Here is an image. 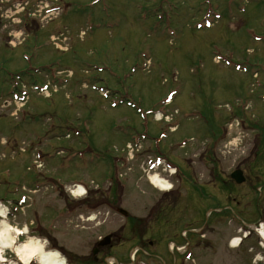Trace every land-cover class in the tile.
Wrapping results in <instances>:
<instances>
[{"label": "rangeland", "instance_id": "374dc122", "mask_svg": "<svg viewBox=\"0 0 264 264\" xmlns=\"http://www.w3.org/2000/svg\"><path fill=\"white\" fill-rule=\"evenodd\" d=\"M63 4L70 5L64 7V17H47L45 29L37 28L41 39L31 42L34 36L28 32L35 27L20 14L39 15L37 11ZM208 9L221 19L213 21L211 29L194 30L197 22L203 24ZM25 24H31L26 33ZM18 75L22 79L15 86L12 76ZM65 79L68 83L63 84ZM45 83L61 84L51 87L50 98L33 92L36 84ZM94 87L109 89L114 100H105ZM20 89L31 91L23 105L11 100ZM170 95L173 103L164 110L168 120L158 123L146 116ZM120 99L125 103L111 107ZM163 130L166 138L158 143L162 153L181 167L187 159L191 166L186 171L196 175L186 179L184 197L174 209L171 200L160 208V190L149 182L156 174L168 180L171 167L164 159L158 166L153 141L138 137L131 142L134 135L146 133L157 139ZM69 131L71 138L66 137ZM181 144L188 147L179 149ZM39 154L43 160L36 165ZM262 154L264 0H33L20 7L0 0V200L11 204L8 223L28 229L19 244L40 240L46 251H58L67 264H94L97 240L125 224L114 209L119 206L135 223L148 224L151 210L152 217L161 213L163 233H144L143 240L160 242L157 255L168 264L173 261L170 243L192 247L194 261L186 264H262L264 248L257 235L238 252L224 247L236 230L226 218L231 208L213 205L212 190L203 184L210 182L213 168L229 174L247 156L252 158L249 165L264 167ZM130 156L134 159L127 161ZM116 168L126 188L122 194L110 190L119 182L114 180ZM177 182L173 178L174 186ZM75 183L87 185L84 198L76 199L66 189ZM255 183L244 186L245 193L254 195ZM23 197L27 203L17 205ZM103 200L115 206L108 210ZM93 216L97 219L90 222ZM203 228L208 239L197 233ZM127 230L125 244L111 250L121 263L130 261L131 248L137 245ZM141 253L134 263H149ZM4 256L19 264L12 249H5Z\"/></svg>", "mask_w": 264, "mask_h": 264}, {"label": "flooded vegetation", "instance_id": "af4514ba", "mask_svg": "<svg viewBox=\"0 0 264 264\" xmlns=\"http://www.w3.org/2000/svg\"><path fill=\"white\" fill-rule=\"evenodd\" d=\"M255 159L258 157L257 155L254 156ZM260 160H262V155L261 157L259 156ZM251 156L245 158L243 161L242 165V172H243V177L246 180V184L244 183L241 186H237L236 193H233L232 191V184H231V176L230 174H226L225 171L220 170V169H215L213 168L210 171V182L208 185L211 186V189L215 191L214 195L212 196V202L216 203L217 202H223V203H218V205L224 204V207L227 209L228 204L234 206V211L231 212L232 218H234V223H241L244 224V226L247 225V221L252 220L255 218V222L253 224H259L264 221V167H261V165L257 166L255 170H252V167L246 166V164L251 160ZM262 162V161H261ZM262 164V163H261ZM181 180L186 177L187 179L190 178L189 173L186 171V169L182 168V170L179 172ZM195 176V171H192V175ZM253 180L256 181L255 183V188H254V195L256 197L255 199V206L251 203V201L254 200V195L253 194H248L247 192L245 193V189H243L244 186L247 184H253ZM218 182V187L216 183ZM188 184V183H187ZM181 182V184L177 188V197L176 198H170L171 196H174V193L167 194L161 199H159V205L160 208H162L161 203L164 200H171V202H174L173 209L178 205L177 200L179 197L183 195L182 191H184L185 194V186L187 185ZM217 187V188H216ZM216 191L219 192V195L216 196ZM217 197V200H214ZM251 197V200H249ZM169 198V199H168ZM176 203V204H175ZM228 212V210H225ZM151 216H149L148 220L146 222L148 224L144 223V228L139 226L141 229L138 231V235H140V231L143 230V232L147 235L148 233H151L152 235H161L163 231L159 229V225L164 221L163 216H161V213L159 212V215H155L152 217L154 214L153 211L151 210ZM132 217L129 215L127 217V220L125 221V224L121 225L118 227L111 235V239L109 241L108 246H97V251L99 255L104 256L106 253H108L111 249L113 248H118L121 247L125 244L126 238L123 236V232H125L126 229H128L126 232L133 231L135 233V218H132V223H130V219ZM129 222V223H128ZM155 223L154 226H151L150 229L147 228L146 226L149 225L150 223ZM139 223V222H136ZM250 228V233H249V238L246 239L245 243H250L253 238V228ZM140 238L142 239V236L140 235ZM144 246L145 249H159L161 246L160 242L155 243L154 241H149L145 242L144 241ZM97 261V259H94ZM163 264V263H161ZM165 264V263H164ZM177 264V262H176Z\"/></svg>", "mask_w": 264, "mask_h": 264}, {"label": "bare ground", "instance_id": "6f19581e", "mask_svg": "<svg viewBox=\"0 0 264 264\" xmlns=\"http://www.w3.org/2000/svg\"><path fill=\"white\" fill-rule=\"evenodd\" d=\"M212 28V27H211ZM173 103V102H172ZM150 182L153 186L163 191H167L171 188V185L166 181H163L157 176H152ZM84 189L79 188L74 194L76 196L83 195ZM27 203V201H26ZM8 212L2 206H0V264H17L15 262H9L4 256L5 249H12L16 255L18 262L21 264H30L31 261L37 259L38 264H67L66 260L58 251H46L44 245L40 240H29L25 243H18V235L21 231L15 229L7 222ZM96 216L89 219L90 222L95 220ZM264 237V232L261 233ZM234 244H238L237 240Z\"/></svg>", "mask_w": 264, "mask_h": 264}, {"label": "water", "instance_id": "95a60500", "mask_svg": "<svg viewBox=\"0 0 264 264\" xmlns=\"http://www.w3.org/2000/svg\"><path fill=\"white\" fill-rule=\"evenodd\" d=\"M244 180L243 179H241V182H239V183H242Z\"/></svg>", "mask_w": 264, "mask_h": 264}]
</instances>
